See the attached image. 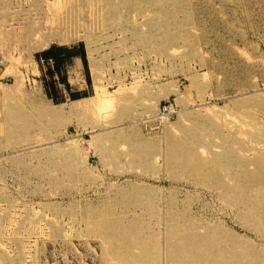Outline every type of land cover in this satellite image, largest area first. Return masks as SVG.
I'll return each mask as SVG.
<instances>
[{"label": "rangeland", "instance_id": "374dc122", "mask_svg": "<svg viewBox=\"0 0 264 264\" xmlns=\"http://www.w3.org/2000/svg\"><path fill=\"white\" fill-rule=\"evenodd\" d=\"M0 264H264V0H0Z\"/></svg>", "mask_w": 264, "mask_h": 264}, {"label": "trees", "instance_id": "16d2710c", "mask_svg": "<svg viewBox=\"0 0 264 264\" xmlns=\"http://www.w3.org/2000/svg\"><path fill=\"white\" fill-rule=\"evenodd\" d=\"M79 57L82 59L84 66L88 67V60L84 50L83 45L75 46V47H67L60 45H52L48 49L42 51L37 55L39 60L44 61L48 65H51V68L48 70V74L53 76L54 74H58L60 76L62 82H64L66 92L68 94V98L70 100H79L81 98L86 97V94L80 90H73L68 83V66L73 62V59ZM48 89V96L55 100L56 102H64L65 99L58 100L57 89L54 86V80L50 79L46 82Z\"/></svg>", "mask_w": 264, "mask_h": 264}, {"label": "crops", "instance_id": "0c3cea01", "mask_svg": "<svg viewBox=\"0 0 264 264\" xmlns=\"http://www.w3.org/2000/svg\"><path fill=\"white\" fill-rule=\"evenodd\" d=\"M81 62H82V59L79 58V57H76V58L73 59L72 64L74 63L75 64L74 66H76V68H79ZM74 71L75 70H73V65L68 68V75H69V77H70L71 73H73ZM77 89L78 90H81V88H77Z\"/></svg>", "mask_w": 264, "mask_h": 264}, {"label": "bare ground", "instance_id": "6f19581e", "mask_svg": "<svg viewBox=\"0 0 264 264\" xmlns=\"http://www.w3.org/2000/svg\"><path fill=\"white\" fill-rule=\"evenodd\" d=\"M49 113H54L52 110H48Z\"/></svg>", "mask_w": 264, "mask_h": 264}, {"label": "built area", "instance_id": "2783aa9c", "mask_svg": "<svg viewBox=\"0 0 264 264\" xmlns=\"http://www.w3.org/2000/svg\"><path fill=\"white\" fill-rule=\"evenodd\" d=\"M164 110H166V108H164Z\"/></svg>", "mask_w": 264, "mask_h": 264}]
</instances>
